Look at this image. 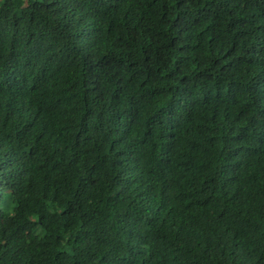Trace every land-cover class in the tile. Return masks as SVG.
Listing matches in <instances>:
<instances>
[{"label": "trees", "instance_id": "16d2710c", "mask_svg": "<svg viewBox=\"0 0 264 264\" xmlns=\"http://www.w3.org/2000/svg\"><path fill=\"white\" fill-rule=\"evenodd\" d=\"M0 264H264V0H0Z\"/></svg>", "mask_w": 264, "mask_h": 264}]
</instances>
